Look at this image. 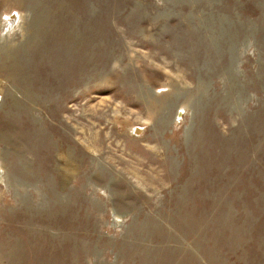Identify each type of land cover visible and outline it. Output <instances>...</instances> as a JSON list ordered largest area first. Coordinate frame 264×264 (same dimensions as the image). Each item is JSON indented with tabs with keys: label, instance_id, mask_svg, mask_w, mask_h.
<instances>
[{
	"label": "rangeland",
	"instance_id": "374dc122",
	"mask_svg": "<svg viewBox=\"0 0 264 264\" xmlns=\"http://www.w3.org/2000/svg\"><path fill=\"white\" fill-rule=\"evenodd\" d=\"M0 264H264V0H0Z\"/></svg>",
	"mask_w": 264,
	"mask_h": 264
},
{
	"label": "bare ground",
	"instance_id": "6f19581e",
	"mask_svg": "<svg viewBox=\"0 0 264 264\" xmlns=\"http://www.w3.org/2000/svg\"><path fill=\"white\" fill-rule=\"evenodd\" d=\"M3 19H4V18H3ZM5 19H6V18H5ZM6 22H7V21H6ZM6 22H4V23H6ZM2 23H3V22H2ZM9 24H11V23H9ZM3 26H4V25L2 24V27H3ZM181 113H182V112H179V118L182 116ZM137 132H139L138 129H137Z\"/></svg>",
	"mask_w": 264,
	"mask_h": 264
}]
</instances>
